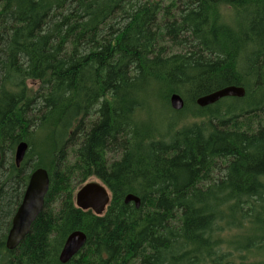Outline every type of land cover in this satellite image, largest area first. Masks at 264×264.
<instances>
[{
	"label": "trees",
	"instance_id": "16d2710c",
	"mask_svg": "<svg viewBox=\"0 0 264 264\" xmlns=\"http://www.w3.org/2000/svg\"><path fill=\"white\" fill-rule=\"evenodd\" d=\"M228 85L245 96L196 103ZM0 156V264H264V0H0ZM38 167L44 207L9 250ZM91 177L102 215L75 204Z\"/></svg>",
	"mask_w": 264,
	"mask_h": 264
},
{
	"label": "water",
	"instance_id": "95a60500",
	"mask_svg": "<svg viewBox=\"0 0 264 264\" xmlns=\"http://www.w3.org/2000/svg\"><path fill=\"white\" fill-rule=\"evenodd\" d=\"M246 90L243 86L228 85L214 90L205 95L199 96L196 103L201 107L212 105L226 97H244ZM170 103L173 109L182 110L185 100L178 92L170 96ZM29 145L21 141L15 151V161L18 166L25 159ZM1 158V156H0ZM50 175L46 168L38 167L30 175L28 185L20 205L15 212L12 225L6 239V246L9 250L18 247L21 241L29 234L36 218L41 213L45 197L50 188ZM112 199L109 188L100 180H91L84 183L75 193V204L83 210H92L97 215L105 213ZM125 203L133 202L137 208L141 206V198L134 193H128L124 199ZM87 235L84 231L76 229L66 238L60 251L59 259L62 263H68L84 247Z\"/></svg>",
	"mask_w": 264,
	"mask_h": 264
},
{
	"label": "rangeland",
	"instance_id": "374dc122",
	"mask_svg": "<svg viewBox=\"0 0 264 264\" xmlns=\"http://www.w3.org/2000/svg\"><path fill=\"white\" fill-rule=\"evenodd\" d=\"M163 1V5L165 6V7H168V6H173V4L175 3V0H162ZM174 2V3H173ZM162 115L163 116H168V113H162ZM153 118L155 119H157V117H156V115H154L153 116ZM183 123H181L180 125H182V124H184V123H189V122H192V119H190V118H185V119H183V121H182ZM91 180H99L98 178H96V177H91V178H89L88 179V181H91ZM83 184H78V186L76 187V190H75V192H77V190L82 186ZM238 231H229V233L230 234H234V233H237Z\"/></svg>",
	"mask_w": 264,
	"mask_h": 264
}]
</instances>
